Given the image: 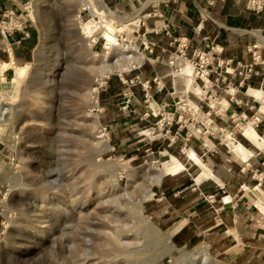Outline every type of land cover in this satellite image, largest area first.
Instances as JSON below:
<instances>
[{
    "label": "rangeland",
    "instance_id": "rangeland-1",
    "mask_svg": "<svg viewBox=\"0 0 264 264\" xmlns=\"http://www.w3.org/2000/svg\"><path fill=\"white\" fill-rule=\"evenodd\" d=\"M5 1L4 12L14 11V22L24 21L19 31L33 29L35 45L30 60L14 62L0 74V110L4 105L14 110L0 124V264H238L231 257L234 251L248 255L250 248L237 233L228 231L237 248L226 250L230 259H223L219 251L227 246L224 240L201 241L198 228L208 219L230 225L240 199L242 212L251 214L236 225L264 239V144L257 143L259 148L250 141L256 152L244 162L231 151L230 140L243 136V126L257 114L254 126L258 124L264 139V113H259L263 103L248 94L250 87L242 93L232 81L234 62L221 57L218 45L207 52L198 47L188 56L182 40L187 37L176 36L175 51L152 58V33L169 30L168 0H103L114 19L89 6L88 0H32L17 9L15 0ZM194 9L209 17L198 3ZM154 16L158 20L152 27L148 19ZM9 19L3 16L0 23ZM90 20L97 27L88 34L83 25ZM110 27L119 40L111 50L104 36ZM259 39L264 52V40ZM124 53L142 59L129 62ZM156 61L149 73L157 69L170 74L171 87L166 89L161 77H155L153 88L147 86L151 93L142 99L140 84L132 91L120 86V77H131L146 62ZM0 62L12 60L6 55ZM113 62L126 67L101 79V69ZM26 65L20 74L17 67ZM185 66L193 67V74L182 75ZM111 81L119 89L114 99L105 96ZM253 89L264 90V84ZM242 94L248 95L247 102ZM247 106L251 115L243 114ZM178 138L189 142L180 153L171 147ZM217 141L227 147L221 157L236 160L246 171L253 169V178L239 177L242 193L236 184L222 183L225 196L231 197L223 202V212L207 206L218 203L202 189L175 222L179 227L192 219L186 238L193 241L177 246L172 240L177 227L159 226L160 215L172 208L156 192L162 183L177 185L175 178L185 175L194 177L189 185L199 188V166L189 152L196 149L202 161L208 160L223 147ZM176 161L186 169L168 174ZM157 175L163 176L160 183L153 182ZM202 249L211 255L207 262L199 255ZM252 251L257 259L264 254V248Z\"/></svg>",
    "mask_w": 264,
    "mask_h": 264
},
{
    "label": "crops",
    "instance_id": "crops-1",
    "mask_svg": "<svg viewBox=\"0 0 264 264\" xmlns=\"http://www.w3.org/2000/svg\"><path fill=\"white\" fill-rule=\"evenodd\" d=\"M31 1L32 0H15L14 5L17 9L19 8V6L21 7L23 3L29 4ZM146 3L145 7L148 5ZM195 3L199 4L200 9L209 12V17H203L200 12L198 13V11L194 9ZM9 4L12 3L9 2ZM7 5V1L0 0V18H3L5 13L4 11L8 7ZM167 6H169V8H171L172 10L169 15V30L152 33L153 43L155 45L153 46V50L151 52L152 58L155 59L156 57L162 55L164 50L175 51V42H177L175 38L176 36H179L187 37L190 41V46L187 49L188 56H192L194 51L198 47L202 50H205L208 49V45H218L219 48L223 49L221 57L233 61V66L235 68L237 66V62L239 61L245 64H249L253 61L252 54L249 51V47L257 41L260 43L257 31H263L264 29V12L257 13L253 10L248 9L246 1L244 0H168ZM157 18V16L150 17L148 19V23L152 27L155 26L156 20H158ZM142 30H144V27H142ZM171 30L174 31V34L169 32ZM256 33L258 36L256 35ZM33 35L34 34L32 28H25L24 32H8L5 36L0 30V57H5L7 55V58L10 61L12 60V62H8L11 63V65H14V62L17 63L18 61L30 60L34 51L33 47L35 45L33 44ZM260 53L262 55V59L264 60L263 49H260ZM157 62L158 61L155 62L156 64L150 62L147 63L144 67H141L138 71H136L133 76H141L144 82L155 79V77H161L164 86L166 87V89H168L172 84V78L170 74L164 75L158 73L157 69L154 72L152 71L153 73H149V70L151 71L152 69L151 66H153L154 68V66L158 64ZM159 67L160 65L158 66V68ZM255 68L256 70H258V73H254L247 79H244V77L240 74L235 77H231V79L237 86H241L239 87V90L242 93H245L248 87H250L248 94L262 101L263 105L259 110V113H264V90L253 89V87L264 84V67L263 64H258ZM110 84L111 88L109 92L105 94V96L108 97L110 94L114 99L116 94H118L119 89L115 88L113 81H111ZM253 90H260L261 96L258 97L254 95ZM141 91L143 92L142 99H144L146 95L145 92L151 93V91H148L147 89H145L144 92V90L141 88ZM164 93H166V91ZM240 96L242 102L245 101L246 96L248 99V95L245 96L242 94ZM247 99L245 102H247ZM237 110L242 113L241 107H239ZM251 112L252 111L247 106L244 109L243 114L251 115ZM252 119L253 120L251 121V123L247 124V126H250L252 124L254 129L260 135L261 133L258 129V124L256 125V127L254 126V124L260 119L259 114L255 115ZM247 126H243L242 132L243 137L246 139V144L240 141L239 138L237 141L243 144V146L249 151V158V156H253L254 152H256V148L254 147V145L257 146V143L254 144V142L251 141L254 144L253 145L252 143H250V140L247 139L244 135V127ZM176 128L177 125H174V130H176ZM217 142L223 147H221L222 149L217 156L213 158L211 157L208 160L203 158V161L206 164L197 155L201 163L207 168L206 170L204 169V167H202L189 157L196 165L199 166V172L195 175V180L196 177L197 179H201L200 181L196 180L197 182H201L199 188L194 189L189 185V183L194 178L192 176L190 177V175H185L182 178H175V180H179V183L177 185H170L166 183L161 184L160 188L156 192V195L159 199L166 198L168 200L167 202L172 208L171 211H168L166 214L162 216L160 215L161 219L158 221V223L162 229L168 230L173 227H177L175 225V222L180 212L183 211V209L187 208L194 200L199 198V194H201L202 189H205L206 194L215 196L216 202L218 203L215 205L206 203L207 206H210V208H215L216 213L218 209L223 212V210L225 209V207L223 206V202H225L230 196H225L227 191L225 190V188H223L222 183L225 185L231 183L236 184L238 192L242 193L241 188L243 184L241 183L239 177L244 176L251 178L253 176V169H248V171H246V168L236 160L231 161V159L221 157L222 155H224V149L227 147L226 145L220 144L219 141ZM188 144L189 142H185L183 138H178V141L174 143V145L172 144L173 151L180 153V151H183V148H186ZM194 150L196 151L195 153L199 154L196 149ZM192 151L193 150H191L190 152ZM212 159H214L215 161H213ZM210 161L212 164L210 163ZM178 163L184 166L183 170L186 169V166L181 161H176L174 165ZM261 167L264 169L263 165ZM256 170H259V172H261L260 167ZM182 171L173 175H177ZM213 182H215V184ZM221 198L223 199V201ZM243 204L244 203H242V199H240L239 203H237V205L234 207V215L230 220V225L224 222V220L212 223L208 219L206 221V225L203 224L198 228V232H200L197 233L198 235H201V241H208L210 243L212 240H215V237L217 238V242H223L224 240L223 244H226L227 246L224 245V249L221 252L219 251V254L222 255L223 259H230V255H227L226 250L231 247L234 250L235 248H237L234 242V240L236 241L235 236L233 235V238L231 237V240L230 235L228 234V231L232 230L237 233L243 244L245 246H249L250 248V250L248 251V255L246 253H241L239 249L237 251H234V256H231L232 260H234L235 262L239 261L238 264H259V260L264 262V254L262 253L260 259H257L254 256L251 257V253L253 252L252 249L264 248V239L261 237H257L255 234L252 236L250 234H246L245 231H243L239 226L236 225L237 223H243L245 222V220L250 218L249 216L251 213L248 211H244L245 216L243 215ZM226 205L229 206L230 204ZM201 207L202 206H198L195 208L193 215L191 214L193 219L196 218L195 214L197 216L199 215V210ZM221 218L224 219L225 217L221 216ZM192 224L193 221L192 219H190V221H188L187 223L179 225V227H177L172 237L173 242L177 246H183L186 243L193 241L194 237L186 238L189 230L194 226ZM218 239H220V241Z\"/></svg>",
    "mask_w": 264,
    "mask_h": 264
},
{
    "label": "bare ground",
    "instance_id": "bare-ground-1",
    "mask_svg": "<svg viewBox=\"0 0 264 264\" xmlns=\"http://www.w3.org/2000/svg\"><path fill=\"white\" fill-rule=\"evenodd\" d=\"M88 2H91L89 6H93L95 7L99 12L101 10H104L102 12H104L107 17H111V18H116V15L114 13V11L108 9L105 4L103 3V0H88ZM100 3V4H99ZM131 20V19H130ZM85 31L88 33V34H91L94 32L95 28L97 27V23L95 20H90L89 22L85 23L83 25ZM123 30V28H120V31ZM258 35H259V38L263 39L264 40V33L260 31H257ZM105 39L107 40L106 44H107V48L109 50L111 49H114L117 45H118V42L119 40L117 39L116 37V34H115V30L113 28L110 27V30H107L106 33H105ZM126 50L125 52H128L129 49L127 48V46H123ZM123 49V48H122ZM124 51V50H123ZM122 56V55H121ZM123 58L126 60V61H131V60H141L142 57H139L137 54H126L124 53L123 54ZM118 60V59H117ZM140 62V61H139ZM186 63H190V62H186ZM191 64V63H190ZM17 67V66H16ZM126 66H124L123 63H119V62H113V63H107L102 69H101V73H100V78L101 79H104L105 77H108V75L110 73H112L114 70H123ZM12 68L11 66V63H8V62H0V74L1 72L3 71H6L8 69ZM26 68H28V65L26 66H22V67H17L18 71L20 74H23V72L26 70ZM183 68V67H182ZM193 68V67H192ZM191 66H185L183 69H182V72L181 74L182 75H190L192 73V70ZM18 73V72H17ZM19 74V75H20ZM193 74V73H192ZM187 77V76H186ZM188 79V78H187ZM184 80V79H183ZM187 81H190L189 79ZM193 84V83H192ZM253 93L254 95L256 96H261V92L260 90H253ZM12 109V107L10 105H4L2 107V109L0 110V124L2 123V118L8 113L10 112ZM14 111V110H13ZM12 112V111H11ZM244 135L246 136L247 139H249L250 141L254 142V144L256 143H259V144H264V139L262 137H260V135L257 133V131L253 128V127H246L244 129ZM231 142H232V152L237 155L238 157H240L241 159L245 160L247 158V154L249 153V151L243 146V144H241L239 141L235 140V139H231ZM189 157L194 160L195 162H197L199 165H201L202 167H204V169L206 170L207 168L201 163L200 159L198 158L197 154L195 152H190L189 153ZM184 168V166L180 163L174 165L171 167V169L169 170L170 174H176L180 171H182ZM162 174V173H161ZM163 176L161 175H157L155 178H154V181L153 182H158L160 183L161 179H162ZM154 184V183H153ZM154 232V231H153ZM158 232V231H157ZM200 254V257H201V260L203 262H207L211 259V255L210 253L205 250V249H202L200 250L199 252Z\"/></svg>",
    "mask_w": 264,
    "mask_h": 264
},
{
    "label": "built area",
    "instance_id": "built-area-1",
    "mask_svg": "<svg viewBox=\"0 0 264 264\" xmlns=\"http://www.w3.org/2000/svg\"><path fill=\"white\" fill-rule=\"evenodd\" d=\"M247 7H248V9L253 10L257 13L264 12V0H249ZM14 15H15V12L10 11V10H8L7 12L4 13L5 17H10L9 22H7V20H3L0 23V30L4 36L10 31H19V30L23 29L24 21H22V19L19 18L18 20H16V22H14ZM182 40L184 43V47L187 50V48L190 44V41L188 38H183ZM209 46H211V45H208V47ZM261 46L262 45L258 41L255 42L253 45H250L249 51L252 54L253 61L249 64L242 63L241 61L237 62V66L235 68L236 69V72H235L236 75L240 74L244 77V79H247L251 75H253L254 73H258V70H256V68H255L256 65L264 64V60L262 59V55L260 53ZM212 48H214V47H212ZM219 50L221 53L223 52V49L220 48ZM203 51L207 52V51H209V49L203 50ZM184 54H185V52H184ZM245 67L248 68V70H249L246 74H244L242 71V69ZM122 80L124 81V83H126L128 85H133L136 82H141V80L139 79V76H136V77L129 79V80H127V79L125 80L124 78H122ZM242 85H243V82H242ZM143 86L145 89L148 90L147 86H150L149 81H148V85L145 86L143 84ZM238 87H241V86H238ZM150 88H151V86H150ZM258 172H259V170H257V173ZM263 180L264 179L261 178V181H263Z\"/></svg>",
    "mask_w": 264,
    "mask_h": 264
},
{
    "label": "trees",
    "instance_id": "trees-1",
    "mask_svg": "<svg viewBox=\"0 0 264 264\" xmlns=\"http://www.w3.org/2000/svg\"><path fill=\"white\" fill-rule=\"evenodd\" d=\"M155 46V45H154ZM189 46H190V44H189ZM189 46H188V48H189ZM187 48V49H188ZM205 50H207V49H205ZM187 51V50H186ZM147 64V62L145 63V64H143L142 65V67H144L145 65ZM238 75V74H237ZM236 75V76H237ZM124 78H126L127 80H129V79H132V78H134L135 76H131V77H125V76H123ZM139 79L141 80V82H136L135 84H133V85H128V84H126V83H124V81L122 80V77H120V81H119V84H120V86H122L123 87V85L122 84H124L126 87H128V88H130L131 89V91H132V87H136V86H138V84H140L142 87V89L144 90V92H145V88H144V86H143V83H144V81H143V79L141 78V76H139ZM153 83H155L156 84V82H155V80L154 79H152V80H150L149 81V84H150V86H151V88L153 87ZM239 140L240 141H242L244 144H246V139L242 136V135H240L239 137ZM178 141V140H177ZM176 141V142H177ZM176 142H174V143H176ZM173 143V144H174ZM172 147V146H171ZM1 227V226H0Z\"/></svg>",
    "mask_w": 264,
    "mask_h": 264
}]
</instances>
